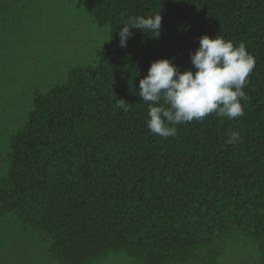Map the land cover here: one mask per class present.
<instances>
[{
	"label": "trees",
	"instance_id": "trees-1",
	"mask_svg": "<svg viewBox=\"0 0 264 264\" xmlns=\"http://www.w3.org/2000/svg\"><path fill=\"white\" fill-rule=\"evenodd\" d=\"M76 7L109 29L90 64L71 67L14 110L0 85V222L42 233L56 264L110 254L134 264H264V0H76ZM158 13V37L132 29L120 46V26ZM202 35L243 41L255 57L245 114H212L177 125L174 137L155 135L139 80L157 59L194 71L189 52ZM120 98L127 112L116 108ZM232 130L242 140L228 144ZM234 242L245 250L228 260L222 248Z\"/></svg>",
	"mask_w": 264,
	"mask_h": 264
},
{
	"label": "rangeland",
	"instance_id": "rangeland-1",
	"mask_svg": "<svg viewBox=\"0 0 264 264\" xmlns=\"http://www.w3.org/2000/svg\"><path fill=\"white\" fill-rule=\"evenodd\" d=\"M108 40V27H98L89 12L76 7V0H0L4 99L13 110L20 108L33 94L64 80L71 67L89 65L91 52ZM49 249L50 240L42 233L25 235L12 220L0 222V264H56ZM222 250L229 260L241 257L245 246L234 242ZM92 264L134 263L110 254Z\"/></svg>",
	"mask_w": 264,
	"mask_h": 264
},
{
	"label": "clouds",
	"instance_id": "clouds-1",
	"mask_svg": "<svg viewBox=\"0 0 264 264\" xmlns=\"http://www.w3.org/2000/svg\"><path fill=\"white\" fill-rule=\"evenodd\" d=\"M162 17L154 14L130 18L120 26L119 44L127 46L132 29L160 35ZM193 69L180 70L170 59L150 63L147 75L139 80L138 96L148 104L146 127L153 134L167 138L177 134V125L193 120L203 121L215 114L234 120L244 116L241 101L248 99L244 89L255 67V57L247 51L245 42L234 44L215 35L199 37V47L189 52ZM129 103L116 100V108L127 112ZM226 143L240 142L238 131L227 133Z\"/></svg>",
	"mask_w": 264,
	"mask_h": 264
}]
</instances>
